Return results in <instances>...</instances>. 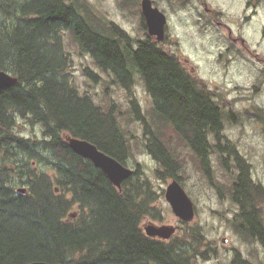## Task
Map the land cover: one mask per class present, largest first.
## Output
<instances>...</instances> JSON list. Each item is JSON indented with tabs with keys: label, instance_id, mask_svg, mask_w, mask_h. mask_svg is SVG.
<instances>
[{
	"label": "trees",
	"instance_id": "trees-1",
	"mask_svg": "<svg viewBox=\"0 0 264 264\" xmlns=\"http://www.w3.org/2000/svg\"><path fill=\"white\" fill-rule=\"evenodd\" d=\"M139 2L118 0L135 14L141 13ZM141 20L144 36L133 38L89 0H0V70L17 78L0 88V264H194L210 256L211 243L199 224L182 222L169 239L145 235L146 217L163 219L156 202L164 190L135 158L133 173L118 189L69 147L66 136L78 137L125 165L132 152L112 111L73 84L64 30L126 90L143 124L142 147L157 163L155 178L182 184L189 159L237 204L235 232L264 248V186L252 179L250 164L223 133V95L187 71L179 51L164 49L168 36L157 41ZM133 67L152 99L149 117L133 95ZM85 74L98 77L88 68ZM19 120L40 125V134L24 135L16 128ZM178 140L185 146H176ZM213 154L227 171L233 157L234 185L216 179ZM21 186L24 193L17 191ZM235 256L234 263L251 264L240 252Z\"/></svg>",
	"mask_w": 264,
	"mask_h": 264
},
{
	"label": "rangeland",
	"instance_id": "rangeland-1",
	"mask_svg": "<svg viewBox=\"0 0 264 264\" xmlns=\"http://www.w3.org/2000/svg\"><path fill=\"white\" fill-rule=\"evenodd\" d=\"M89 1L133 38L144 36L141 13L135 14L121 8L118 0ZM152 1L165 13L168 39L178 42V48L167 42L164 49L176 54L179 51L181 59L186 62L183 67L193 71L210 89H217L223 95V133L250 164L252 179L264 186V0H259L256 7L247 6V0ZM73 41L69 31L64 30V48L72 56L73 84L80 94L89 95L103 110L112 111L132 150L127 166L134 168L135 158L155 187L159 191L164 190L171 177L165 181L155 178L157 163L142 147L143 124L135 118L126 90L111 71L102 69L89 54H82L79 44L74 41L75 45ZM127 64L129 68L132 67L130 61ZM86 68L98 77L85 74ZM132 75L133 95L141 111L149 117L147 112L153 105L152 99L136 67L132 68ZM19 121L16 128L24 135L40 134V125L31 127ZM209 137L214 141L212 134ZM175 145L185 146L182 140L176 141ZM182 153L187 156L188 149L183 148ZM211 162L218 180L226 181L228 175L236 173L232 159L227 160L228 165L231 163L228 171L219 165L215 154L211 156ZM183 175L186 180L182 187L193 200L197 211L188 224H199L211 243L209 258L205 260L199 257L194 264H236V251L251 264H264L262 245L254 241L248 243L242 239L243 232L241 236L235 232L232 223L236 218L237 204L230 199L219 200L207 178L189 159ZM156 204L161 208L163 219L153 222L145 218L143 223L150 220L157 225H183L173 214L164 194ZM239 220L236 218V224ZM223 237L226 238L225 242H222Z\"/></svg>",
	"mask_w": 264,
	"mask_h": 264
},
{
	"label": "water",
	"instance_id": "water-1",
	"mask_svg": "<svg viewBox=\"0 0 264 264\" xmlns=\"http://www.w3.org/2000/svg\"><path fill=\"white\" fill-rule=\"evenodd\" d=\"M140 10L146 24L148 34L155 36L157 41H162L165 38V14L157 7L153 6L151 0H141ZM16 82V77L0 70V88L3 86H11ZM66 141L74 152L83 158L89 159L96 167L101 169L109 181L118 189L121 188L122 181L133 173L131 168L122 164L114 157L99 150L93 143L87 140L68 135L66 136ZM17 191L24 193L25 188H18ZM164 198L177 218L185 222L193 220L195 216L194 204L177 178H173L167 184L164 191ZM143 228L146 236L153 238L157 237L160 239L170 238L176 230V227L173 225H156L151 222L146 224ZM222 241H225V239L223 238ZM28 264L51 263L37 260L31 261Z\"/></svg>",
	"mask_w": 264,
	"mask_h": 264
},
{
	"label": "flooded vegetation",
	"instance_id": "flooded-vegetation-1",
	"mask_svg": "<svg viewBox=\"0 0 264 264\" xmlns=\"http://www.w3.org/2000/svg\"><path fill=\"white\" fill-rule=\"evenodd\" d=\"M167 35V34H166ZM168 40V37H167V39H166V41ZM169 42L170 43H172L173 45L175 44V41L173 40H169ZM87 159V158H86ZM230 159H232L233 160V157L232 156H229L228 157V160H230ZM92 162V161H91ZM94 165V164H93ZM125 165V164H124ZM95 166V165H94ZM98 168V167H97ZM101 170V169H100ZM102 171V170H101ZM128 178V177H127ZM171 178H173V177H171ZM234 179H236V177H235V175H229V176H227V179L226 180H228L231 184H233L234 185ZM125 180V179H124ZM123 180V181H124ZM208 180H210V182L211 183H209V185L214 189V192H215V194H216V197L219 199V200H224V199H229V198H227L226 196H225V194H224V192L219 188V186H218V184H216V182H212L211 180H212V177H208ZM122 181V182H123ZM116 187V186H115ZM57 189V188H56ZM55 189V191H58V190H56ZM121 189V188H120ZM235 204V203H234ZM74 217V216H73ZM150 219V220H152L153 222L155 221V220H157V219H152V218H150V217H146V219ZM150 220H148V222H150ZM234 220H235V218H234ZM179 223L180 224H183L180 220H179ZM175 227H176V232L178 231V230H180V228L182 227V225H178V224H176V225H174ZM207 238V237H206ZM224 239H225V241H226V238L225 237H223ZM222 238V239H223ZM225 241H222V242H225Z\"/></svg>",
	"mask_w": 264,
	"mask_h": 264
}]
</instances>
